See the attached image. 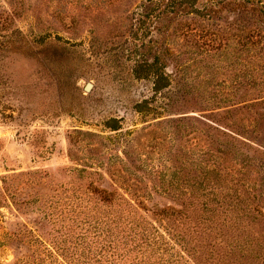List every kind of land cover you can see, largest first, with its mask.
<instances>
[{"label": "rangeland", "instance_id": "obj_1", "mask_svg": "<svg viewBox=\"0 0 264 264\" xmlns=\"http://www.w3.org/2000/svg\"><path fill=\"white\" fill-rule=\"evenodd\" d=\"M147 2L0 0V264H104L94 189L181 210L179 191L226 190L220 170L264 215V16Z\"/></svg>", "mask_w": 264, "mask_h": 264}, {"label": "trees", "instance_id": "obj_2", "mask_svg": "<svg viewBox=\"0 0 264 264\" xmlns=\"http://www.w3.org/2000/svg\"><path fill=\"white\" fill-rule=\"evenodd\" d=\"M227 1L221 3V7L242 13L259 12L264 16V7L256 9L251 0ZM206 3L203 13L208 17L221 11L215 2ZM196 4L197 0H148L145 17L157 20L167 12L175 16L177 12L198 14ZM154 85L158 87L157 82ZM240 144L247 145L252 153H259L241 140ZM212 173L215 180L226 183V190L195 189L188 194L179 191L177 198L182 199L181 210L143 209L146 208L143 203L135 205L132 204L135 200L94 189L93 193L99 195L108 208L104 237L93 242L94 260L104 264H264V238L254 236L251 230L253 224H259L256 223L258 218H264L255 204L254 187H246L242 180L234 183L225 174L221 176L220 170ZM164 191L168 194L169 190ZM140 210L166 226L156 227L139 213Z\"/></svg>", "mask_w": 264, "mask_h": 264}, {"label": "water", "instance_id": "obj_3", "mask_svg": "<svg viewBox=\"0 0 264 264\" xmlns=\"http://www.w3.org/2000/svg\"><path fill=\"white\" fill-rule=\"evenodd\" d=\"M90 89H91V86L88 84L87 86H86V88H85V91H90Z\"/></svg>", "mask_w": 264, "mask_h": 264}]
</instances>
